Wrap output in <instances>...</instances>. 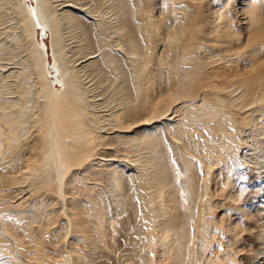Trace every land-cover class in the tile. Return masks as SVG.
I'll return each instance as SVG.
<instances>
[{"label":"rangeland","instance_id":"obj_1","mask_svg":"<svg viewBox=\"0 0 264 264\" xmlns=\"http://www.w3.org/2000/svg\"><path fill=\"white\" fill-rule=\"evenodd\" d=\"M69 1L58 0L57 5H66ZM72 1L75 4H81L86 7L93 6L96 3L95 0H90L91 2L89 0ZM236 1L230 0L231 5L228 13L231 17H234L235 14L232 6ZM111 2L112 0L108 3L110 4ZM119 2L122 8L120 19L126 28L124 33L135 42L137 50L135 51L141 52L142 45L146 41L145 39L142 40V33L137 28L138 25L142 24L139 10L143 6L155 5L154 14L163 19L166 14L168 1L119 0ZM211 2L212 0L198 1L199 9L195 3L189 2L188 9L191 13L199 11V17L207 18L208 20L211 17V12L216 11L223 5V0L215 4ZM16 3L17 0H0V103L9 101L16 105L12 107L13 104H9L7 106L9 107L8 109L0 110V116L5 113L10 118L16 117L20 120H30L26 122L27 131L30 132L27 134L28 137L26 136L27 138L23 140L26 146L25 153L26 157L30 154L29 157L36 159V162L38 161L36 164L42 177L39 179L36 176H30L25 182L24 179H20V176L11 174L9 163L13 155L21 154L22 151L20 153L18 151L21 150L23 141L21 142L22 144L20 143L21 146L19 145L20 148L19 146L17 147L18 151L13 154L12 142L8 141L11 140L13 135L7 132L10 130V126L0 122V127H2L0 128V133L3 136L1 137L0 135V264L30 263L23 253L17 252L18 250L14 243L15 238L22 239L23 248L30 252L34 250L33 246L35 244H40L46 253L45 257L47 259H44V264H62L66 258L73 260L78 254L81 255L79 257L84 262L88 261L86 264H148L146 262V253L149 254V251L154 253L155 249L153 246L150 248L151 245L135 244L134 240L137 238V231L141 228L139 227L138 215H144V220L147 221L148 217L145 214L150 211V206L156 205L155 201L157 199L153 196L156 189L153 188V185H158L157 179L159 178L165 179L162 181L161 187H164L162 195L166 201L168 211L174 210L178 216L182 213V209L176 207L181 206L178 201L180 200L187 205L191 191H195L193 216L187 225V231L190 236L188 249L192 252L194 251V254L197 253V264H201V247L205 243L201 239V230H204L208 236L210 235L209 238L211 240L212 238L214 239V235L211 233L212 229H210L212 225L209 220L207 223L201 222V198L204 199V197L209 196L212 206H234L235 204H238V206H251L257 200L252 197L258 193V187L255 183L259 173L253 163L254 157L251 149L255 147L258 139V123L263 120L264 92L258 96L260 100L256 95L252 101L249 99L242 103H236L241 89H236L237 87L233 85H231L232 87L224 85L228 87L225 90L223 89L224 86L217 81L215 84L218 87L212 91L209 88H203L204 84L202 82L201 88L197 83H193L190 88H187V90L191 89L190 93L177 95L172 98L171 109L165 118L158 120L151 126L144 127L145 131L154 130V126L158 127L155 140L159 141L161 145L154 150L153 155H151L152 151L143 147L138 140L132 141L130 139V137L136 136V132L139 129L131 130L132 132L126 134L122 133L118 126H115L116 128L113 129V132L99 129L98 135L109 136V139L104 140L105 145H100L98 147L99 151L98 149L96 151L98 152L97 154H101L97 156L101 157L102 161L95 159L93 163L98 166H96L97 168L104 171L107 170L108 164L117 166L120 175L122 174L119 185H111L108 174H106V177V175L101 174L102 171H100V175L94 176L89 172H83V168L73 166L70 168L69 173L67 172L68 183L71 182V184H68V187L66 186L65 194L63 195L55 180L54 172H51L52 170L44 171L43 169L44 164L46 166L43 160L45 153L43 152H46V148L49 145L47 139L45 140L46 136L42 138L47 132L44 127L47 116L43 111L42 99L36 94L39 81L33 74L31 67L30 51L32 49L30 48L32 47L24 41V27L21 23L24 15L18 14L15 8ZM142 3L144 4L141 5ZM112 4H115V0ZM176 13L181 17L178 11ZM108 16L110 20L117 17L114 11ZM82 22L77 27L78 29H75L72 33L74 41L83 39L84 44L89 42L92 47L88 51L95 52L94 55L97 56L95 60H99L102 58V51L105 46L97 45L95 47L92 45L95 36L91 33L89 23H94L95 21L88 18L85 24H82ZM234 26L236 25L234 24ZM85 34L87 35L85 36ZM49 39V36L43 38L47 47L50 46ZM110 41L112 43H108L106 49L116 54L117 60L119 59V67L121 68H119L121 70L119 74L121 76H117V72L108 69L107 75L105 73L107 80L104 81V84H101L102 79L99 76L95 77L90 83L98 96V114L104 116L119 111L121 108L119 100V97H123V93L119 94L121 89L127 91L126 100L131 105H136L139 102L138 93L135 91L137 88L133 70L135 67L133 65L137 63L135 61H138L139 56L130 55L127 52L125 39L122 40L119 37ZM117 44L123 46L124 50H115ZM99 47H103V49L98 51ZM167 47L164 46V43L150 46L148 50L151 49L154 52V54L152 52V61L156 62V55H161L162 52L167 51ZM206 47L209 46L207 45ZM204 48L202 47V49ZM71 51H74V49L72 48ZM203 52H196L201 58V62L206 57ZM214 52L219 55H228L223 50L220 52L216 49ZM172 56H174L173 52L168 54L167 57L163 56L166 61L162 63L161 69L166 75L163 74L155 78L154 83L157 86L170 85L173 86V89L176 86L178 87L177 83H179V80L177 81V79L179 76L173 77V70L169 66ZM72 57L80 58L82 55L74 56L73 53ZM226 59L234 60L235 57L227 56ZM236 60H238V67L236 66V68L241 72H246L248 68H251L240 57L236 58ZM28 62L30 66H28ZM83 65L85 63L78 67ZM191 66L190 62L183 64L185 68H190ZM22 78H27L33 85L32 99L29 103L31 109L28 112H20L22 109L20 104L24 102L22 95L26 93V88L29 86L24 83L25 79ZM231 90L232 92L230 93ZM174 91L179 94L177 89H174ZM160 99L165 98L156 92L149 96V101L152 103L158 102ZM24 112L25 114H23ZM16 125L14 126L19 127V124ZM252 125L258 127L256 128ZM105 128L109 129L111 127L107 126ZM6 129L8 130L6 131ZM40 159L43 161H39ZM182 159H187L190 162L192 168L190 172H186ZM138 163L145 164L143 170L137 169ZM101 164L104 165L102 166ZM148 172H151V176H154L155 184H152L153 179L152 182L147 180ZM189 177H192V179ZM225 185H228L226 192L229 191L231 200L234 199L233 202L235 201V203L230 202V198L228 202V200H223V198L219 197V192L224 191ZM93 198L96 199V202ZM97 207L102 208L108 219V223L105 224L104 228L105 233L101 239L97 240L94 235V229L89 227L88 238L83 237L86 239H82L78 243L73 241L75 239L74 230L71 228V221L75 218L73 214L78 212L80 218L85 220L86 214ZM219 211L220 209L215 212L214 218H220L223 214ZM1 221L6 222L5 225L7 226L4 229ZM150 227L152 228V225ZM201 227L204 228L202 229ZM150 234L154 235L153 233ZM202 249L204 251V248ZM138 250H141V253L143 252L144 254L138 253ZM206 252L208 251L206 250ZM155 256L157 260L158 255L155 254ZM228 260L233 264H246V261L239 259L238 256L236 258L232 256Z\"/></svg>","mask_w":264,"mask_h":264},{"label":"bare ground","instance_id":"obj_2","mask_svg":"<svg viewBox=\"0 0 264 264\" xmlns=\"http://www.w3.org/2000/svg\"><path fill=\"white\" fill-rule=\"evenodd\" d=\"M95 1L94 8L92 5L86 7L75 4L72 0L62 6L57 5L58 0H17L15 4L18 14L24 15L21 20L24 27V41L32 47L30 48L32 49L30 51L31 57L29 56L31 59L28 58L31 60L33 74L39 81L36 94L42 99L43 111L47 116L46 125L44 126L47 132L42 138L46 136L45 140L47 139L49 145L47 148L45 146L46 152L42 151L45 153V155H42L45 156L43 160L46 163L43 169L44 171L52 170L51 172H54L55 180L63 195L66 186L71 184V182L68 183L67 172L69 173L70 168L73 166L83 168V172H89L94 176L100 175V171H102L101 174H108L111 185H119L122 174L120 175L117 166L108 164L107 167L105 166L107 170L104 171L97 168L98 166L93 163L95 159L101 160V157H98L101 154H97L96 151L100 145H105L104 140L109 139V136L98 135L99 129L113 132L115 126H118L119 130H122V133L125 134L132 132L131 130L139 129L136 136L130 137V139L132 141L138 140L143 147L150 149L152 151L151 155H153L154 150L161 145L159 141L155 140L158 127L154 126V130L150 131H145L144 127L151 126L158 120L165 118L171 109L172 98L190 93L191 89L187 90V88H190L193 83H197L201 88L202 82L204 84L203 88H209L212 91L218 87L215 84L217 81L223 86L230 85L232 87L231 85H233L237 87L236 89H241L236 103H242L249 99L252 101L256 95L258 97L264 92V0H237L232 6L235 13L234 17H231L228 13L231 5L230 0H223L222 7L211 12V17L208 20L199 17V11L191 13L188 9L189 2L195 3L199 9L197 2L200 0H167L168 6L163 19L154 14L155 5L143 6L139 10L140 14L138 13L141 15L142 24L137 27L142 33V40L145 39L146 41L142 45L141 52H136L135 42L124 33L126 28L120 19L122 15L121 1L115 0L114 5L112 4L114 0L110 4L108 3L110 0ZM89 2L91 1L89 0ZM212 2L215 4L220 0H212ZM113 11L117 17L110 20L108 15ZM177 11L181 14V17L178 16ZM162 13L164 14V12ZM201 15L203 14L201 13ZM88 18L95 21L89 23L91 33L95 36L92 45L95 47L97 45L105 46L104 49L103 47L98 48V51L103 49L102 58L99 60H95L97 57L94 55L95 52H89L92 47L89 42L84 44L83 39L74 41L72 35L73 31L81 25V22L83 21L82 24H85ZM172 19L173 22L171 23ZM125 25L127 24L125 23ZM46 36L50 38L49 47L43 41ZM119 37L122 40L125 39L127 47L125 49L128 50L127 52L130 55L139 56L138 61H135L137 63L133 65L135 66L133 70L137 88L135 91L138 93L139 102L136 105H131L126 100L127 91L121 89L119 90V94L123 93V97H119L121 108L119 111L106 115V117L98 114V96L90 83L95 77L99 76L102 79L101 84H104V81L107 80L108 69L117 72V76H121L119 74L121 71L119 59L117 60L116 54L106 49L108 43H112L111 39ZM157 43H164V46H168V50L162 52L161 55L157 54L155 57L156 62H154L152 61L153 51L148 49L150 46H156ZM207 45L209 47H206ZM202 47L205 48L202 49ZM72 48L74 51H71ZM216 49L220 52L223 50L228 55L216 54L214 52ZM115 50L123 51L124 47L117 44ZM197 51H200V53L204 51L203 53L206 54L203 62L197 55ZM172 52L174 56H172L169 66L173 70L172 76H179L177 79V81L179 80L178 87H174L179 94H176L173 86H157L154 83L157 76L166 75L162 71L161 65L166 61L164 57ZM73 53L74 56L80 54L82 57L74 58L72 57ZM227 56L235 57V59L227 60ZM239 57L251 67L246 72H241L236 68V66L238 67L236 58ZM132 60L134 61V59ZM186 62H190L192 66L190 68L183 67ZM82 63H85V65L78 67ZM27 64L30 66L29 62ZM24 83L29 86L26 88V93L24 92L25 94L22 95L24 102L20 104L22 108L20 112H28L31 109L29 103L32 99L33 85L27 78ZM225 86L223 89L226 90L228 87ZM155 92L162 97L164 96L165 99H160L155 103L149 101V96ZM258 99L260 100L259 97ZM9 104H13L12 107L16 106L12 102L5 101L0 103V110L8 109ZM262 117L263 120L258 123L257 142L255 147L251 149L254 157L253 163L259 173L255 183L258 187V193L252 197L257 200L251 206H238V204L234 206H212L209 196L204 197V199L201 198V222L207 223L209 220L212 225V228L210 227L212 229L211 233L214 235V239L211 240L210 235L208 236L204 230H201V239L205 242L204 247H201V264H233L228 260L232 256L235 258L238 256L239 259L246 261V264H264V111ZM24 118L26 119L25 115ZM27 121L16 117L10 118L5 113L0 116V122L10 126V130L7 131L8 128L6 131L13 135L11 140H8L12 142L13 154L18 151L17 147L21 146V142L28 137L27 134L30 131H27ZM16 124H19V127H15ZM107 126L111 128L106 129ZM1 137L3 136L1 135ZM24 144L23 141L21 148L19 146L21 150L18 152L22 151L21 154L13 155L11 158L9 163L11 174L20 176V179H24V181L30 176H36L40 179L42 174L37 168L36 163L38 161L36 162V159L29 157L30 154L26 157V146ZM182 161L186 172H190L192 170L190 162L187 159H182ZM39 165L41 166L40 162ZM144 165L138 163L137 169L143 170ZM150 173H147V180L152 182L153 179L152 184H155L156 180ZM189 178L192 179V177ZM163 180L165 179L159 178L157 179L158 185H153V188L156 189L153 196L156 197L157 201H155L156 205L150 206V211L145 214L148 220H144V215H138L139 227L141 228L137 231L135 244L151 245L150 248L153 246L155 249L154 253L149 251V254L146 253L147 256L145 255L148 264H197V253L194 254V251L188 249L190 236L187 231V225L193 216L195 191L192 190L193 188L191 189L187 205L180 200L178 201L181 206L176 207L182 209V213L178 216L176 211H168L166 201L162 195L164 187H161V184ZM21 182L23 181L21 180ZM227 186L225 185L224 191L219 192V197L228 200V202L230 198V202H233L234 199L231 200L229 191L226 192L228 190ZM94 200L96 202V199ZM218 208L220 209L219 212L223 214L216 219L214 214L219 210ZM73 217H75L71 221V228L75 234L73 241L78 243V241L88 238L89 227L94 229L97 240L101 239L105 233L104 228L105 224L108 223V219L101 207L88 212L86 218H84L85 220L80 218L78 212L74 213ZM1 224L3 229L7 226L5 221H1ZM150 225H152V228ZM14 241L18 250L16 251L23 253L25 258L30 261L29 264H44L46 253L40 244H35L33 246L34 250L30 252L23 248L22 239L15 238ZM202 248H204V251H202ZM138 253L142 254L143 252L141 253V250H138ZM155 254L158 255L157 260ZM79 255H76L73 260L66 258L62 264H86L88 261L84 262Z\"/></svg>","mask_w":264,"mask_h":264}]
</instances>
